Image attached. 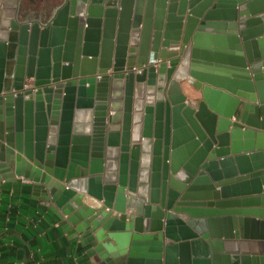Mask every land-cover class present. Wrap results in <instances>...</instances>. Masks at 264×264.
Segmentation results:
<instances>
[{
	"label": "water",
	"instance_id": "1",
	"mask_svg": "<svg viewBox=\"0 0 264 264\" xmlns=\"http://www.w3.org/2000/svg\"><path fill=\"white\" fill-rule=\"evenodd\" d=\"M27 4L0 0V188L31 180L101 264H226L264 229V0Z\"/></svg>",
	"mask_w": 264,
	"mask_h": 264
},
{
	"label": "crops",
	"instance_id": "2",
	"mask_svg": "<svg viewBox=\"0 0 264 264\" xmlns=\"http://www.w3.org/2000/svg\"><path fill=\"white\" fill-rule=\"evenodd\" d=\"M26 1L28 3L26 11L33 17H38L39 9L43 6L48 7L50 12L61 0L57 2L53 0ZM48 16L49 14L41 15V18L45 21ZM27 82L31 83L32 80ZM181 85L190 99L202 100L201 89L187 81H182ZM248 192L247 195L240 197L264 195V191L257 193L253 188ZM83 202L94 208L101 206V202L87 194ZM52 206L56 207L54 202L34 197L31 180L24 182L23 178L17 177L15 183L2 182L0 264H101V257L90 252L91 244L83 245L79 238L74 237V229L68 231L63 229L61 219ZM252 218L264 221V217L253 216ZM246 233L248 234L246 238L233 239L236 243L233 246L224 245L223 253L232 257L226 261V264H264L261 260L256 261V257L264 256V246H262L264 229L262 226H251ZM222 240L229 241L225 238ZM244 242L248 244H243Z\"/></svg>",
	"mask_w": 264,
	"mask_h": 264
},
{
	"label": "bare ground",
	"instance_id": "3",
	"mask_svg": "<svg viewBox=\"0 0 264 264\" xmlns=\"http://www.w3.org/2000/svg\"><path fill=\"white\" fill-rule=\"evenodd\" d=\"M135 42H137V41H135ZM177 216L183 220H187L188 218H190V216L187 212H177ZM255 219L257 220V218H255ZM229 246H233V245H229Z\"/></svg>",
	"mask_w": 264,
	"mask_h": 264
},
{
	"label": "built area",
	"instance_id": "4",
	"mask_svg": "<svg viewBox=\"0 0 264 264\" xmlns=\"http://www.w3.org/2000/svg\"><path fill=\"white\" fill-rule=\"evenodd\" d=\"M130 71H135V72H139L140 71V69H138L137 67H134V68H132V70H130ZM130 71H126V72H130ZM112 73V72H111ZM98 78H101V75H98L97 76ZM23 181L24 182H27V181H29V179H25V178H23Z\"/></svg>",
	"mask_w": 264,
	"mask_h": 264
},
{
	"label": "flooded vegetation",
	"instance_id": "5",
	"mask_svg": "<svg viewBox=\"0 0 264 264\" xmlns=\"http://www.w3.org/2000/svg\"><path fill=\"white\" fill-rule=\"evenodd\" d=\"M53 1H56L57 2L58 0H53Z\"/></svg>",
	"mask_w": 264,
	"mask_h": 264
},
{
	"label": "rangeland",
	"instance_id": "6",
	"mask_svg": "<svg viewBox=\"0 0 264 264\" xmlns=\"http://www.w3.org/2000/svg\"><path fill=\"white\" fill-rule=\"evenodd\" d=\"M29 83V82H28Z\"/></svg>",
	"mask_w": 264,
	"mask_h": 264
}]
</instances>
